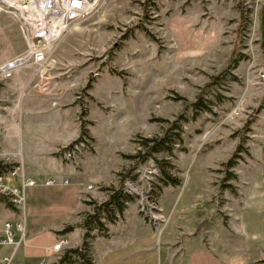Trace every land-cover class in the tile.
Returning a JSON list of instances; mask_svg holds the SVG:
<instances>
[{"label":"rangeland","instance_id":"rangeland-1","mask_svg":"<svg viewBox=\"0 0 264 264\" xmlns=\"http://www.w3.org/2000/svg\"><path fill=\"white\" fill-rule=\"evenodd\" d=\"M15 1L0 0V164L4 185H37L23 190L24 207L0 188V223L71 249L84 233L94 252L124 220L102 209L123 189L134 198L126 217L154 229L175 204L171 224L199 213L163 264H264V0H106L44 66L28 58ZM165 137L172 154L152 152ZM161 161L182 183L155 205Z\"/></svg>","mask_w":264,"mask_h":264},{"label":"built area","instance_id":"built-area-1","mask_svg":"<svg viewBox=\"0 0 264 264\" xmlns=\"http://www.w3.org/2000/svg\"><path fill=\"white\" fill-rule=\"evenodd\" d=\"M106 0H19L15 9L16 16L22 21L27 30L29 55L33 63L38 66L46 65L52 57V49L57 47L61 39L72 29L77 27L87 18L96 14ZM22 60L10 64L15 68ZM264 81V73L260 74ZM75 151L67 154L72 158ZM13 177L20 176L18 171H13ZM21 177V176H20ZM3 177H0V188L12 196L14 205L24 207L25 197L23 190L34 187L37 182L30 178L21 177V186L9 187L3 184ZM58 184L69 185V179L61 183L56 180H47L46 186ZM264 186V177L262 178ZM156 205V204H155ZM264 207V195H263ZM26 242V229L22 221H6L0 223V250L11 247L13 252L2 256L0 264H17L16 253ZM68 238H61L57 243L44 249V256L39 264H49L50 259L56 257L69 247Z\"/></svg>","mask_w":264,"mask_h":264},{"label":"crops","instance_id":"crops-1","mask_svg":"<svg viewBox=\"0 0 264 264\" xmlns=\"http://www.w3.org/2000/svg\"><path fill=\"white\" fill-rule=\"evenodd\" d=\"M262 138L261 150L264 153V134ZM261 167L264 172V163ZM168 188L174 187H166V189ZM169 190L167 193H169ZM171 191L173 190L171 189ZM173 193L176 192L173 191ZM69 196L79 201L77 208H74L72 211L80 210L83 205L80 196H75L74 192L69 193ZM176 205L174 206L173 212L178 208ZM173 212L168 221V223L170 222L169 225L167 223L165 225L166 227L163 226L162 229H154L142 219L134 217V213L129 217L125 215L124 220L112 226V231L109 236L95 242L93 252L95 264H163L165 251L177 241L181 231L192 233L193 228L197 225V217H199L198 213L197 217L194 216L193 220L187 224H171ZM162 232H164L163 236L160 237ZM51 241L52 238L49 239L39 236L36 231L31 229L26 233L25 244L16 253V263L39 264L44 256V249L53 245ZM81 244L82 240L80 238ZM6 248H9V254L14 250L11 247ZM68 249H71V242L66 250ZM8 250L6 251L8 252Z\"/></svg>","mask_w":264,"mask_h":264},{"label":"trees","instance_id":"trees-1","mask_svg":"<svg viewBox=\"0 0 264 264\" xmlns=\"http://www.w3.org/2000/svg\"><path fill=\"white\" fill-rule=\"evenodd\" d=\"M246 18V17H244ZM198 106L201 105V103L197 104ZM167 137L159 140L155 147L152 149L154 153H168L172 154V150L170 144V141H166ZM148 145V144H147ZM161 170L163 174L166 176L167 180H160L163 184L162 185H153V193L152 196L154 197V203L158 204L159 197L161 198L162 192L164 188L168 186L173 187H179L181 186V180L177 177H173V175H170L166 171V166L170 167V163L166 161H161ZM7 171V166H3L0 164V177L3 176V174ZM157 190V191H156ZM6 196L1 195L0 201L5 202ZM134 198L126 193H124L123 189L116 191L114 194H112L109 198V200L106 202L105 206L102 208L104 212H108L111 214V211H113L114 215L117 218H121V216H125L126 211L128 210V206L130 203H132ZM105 208V209H104ZM96 226L97 229H103L104 223L102 225L101 221H97ZM89 227V221H86L84 224V229H88ZM63 232V231H61ZM73 257H77L78 260H75L74 262H70V260ZM60 264H95L94 258H93V252L91 251V244L86 240V237L84 238V242L79 245L78 247L68 249L64 251L63 256L61 257Z\"/></svg>","mask_w":264,"mask_h":264},{"label":"water","instance_id":"water-1","mask_svg":"<svg viewBox=\"0 0 264 264\" xmlns=\"http://www.w3.org/2000/svg\"><path fill=\"white\" fill-rule=\"evenodd\" d=\"M202 226H203V224L200 226V228H202ZM84 238H85V235H84V233H82V235H81L82 243L84 242Z\"/></svg>","mask_w":264,"mask_h":264},{"label":"bare ground","instance_id":"bare-ground-1","mask_svg":"<svg viewBox=\"0 0 264 264\" xmlns=\"http://www.w3.org/2000/svg\"><path fill=\"white\" fill-rule=\"evenodd\" d=\"M19 1V0H18ZM11 3H17L16 1L15 2H11Z\"/></svg>","mask_w":264,"mask_h":264}]
</instances>
